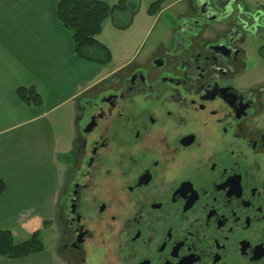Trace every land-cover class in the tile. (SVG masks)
<instances>
[{"label":"flooded vegetation","instance_id":"flooded-vegetation-1","mask_svg":"<svg viewBox=\"0 0 264 264\" xmlns=\"http://www.w3.org/2000/svg\"><path fill=\"white\" fill-rule=\"evenodd\" d=\"M186 5L78 98L50 225L64 264H264V81L245 78L264 15Z\"/></svg>","mask_w":264,"mask_h":264},{"label":"crops","instance_id":"crops-1","mask_svg":"<svg viewBox=\"0 0 264 264\" xmlns=\"http://www.w3.org/2000/svg\"><path fill=\"white\" fill-rule=\"evenodd\" d=\"M56 2L0 0V228L13 238L28 239L32 228L54 221L61 202L58 153L64 169L78 98L129 62L107 70L76 57ZM29 85L39 91L41 106L17 97L16 88ZM57 123L66 129L63 141ZM38 255L0 257V264H43L44 255Z\"/></svg>","mask_w":264,"mask_h":264},{"label":"trees","instance_id":"trees-1","mask_svg":"<svg viewBox=\"0 0 264 264\" xmlns=\"http://www.w3.org/2000/svg\"><path fill=\"white\" fill-rule=\"evenodd\" d=\"M140 0H118L109 5L101 0H57L55 5L56 17L61 26L68 30L72 37L73 54L81 59L100 66L108 65L112 60L109 48L97 40L103 21L112 16L132 15L139 9ZM164 0H151L146 13L157 15ZM126 22L124 25L131 23ZM17 97L28 106H41L42 98L35 86H19L15 90ZM1 191V188H0ZM28 229L32 226L27 224ZM44 249L41 239V227L31 229L28 239L15 243L13 233L0 228V257L6 259H20L42 252Z\"/></svg>","mask_w":264,"mask_h":264},{"label":"rangeland","instance_id":"rangeland-1","mask_svg":"<svg viewBox=\"0 0 264 264\" xmlns=\"http://www.w3.org/2000/svg\"><path fill=\"white\" fill-rule=\"evenodd\" d=\"M101 1L107 2L109 5H113L117 3L118 0ZM150 1L151 0H140L139 9L132 15L131 18L127 17V15H118L114 18L109 16L103 21L101 31L97 34L96 38L98 41L106 45L111 51L112 60L105 66L107 70L119 66L126 60L130 61L134 57L141 55L148 40L161 35L164 31L166 24L169 23L171 18L169 16H171V14L178 8L182 10L187 6L186 0H164L161 11L157 15L151 16L146 13V8ZM239 2L243 4L246 13L255 17L257 14L260 16L264 15V0H239ZM129 19H131V23L124 25L126 22L130 21ZM252 34L253 35H250V39L252 40H250L248 45L252 55L250 56L251 59L248 61V69L245 75L247 84H257L264 81V59H261L259 53H257L258 47L261 44H264V42L259 41V39H254V35L257 34V32L252 31ZM55 128L56 132H58L63 141L66 137L65 127L57 123ZM59 155L60 154L58 153L57 164L60 185L62 186L64 169H62V157ZM26 239L27 237L17 235L15 236L14 241L15 243H19ZM41 239L43 241L44 249L38 254L44 255L43 258H41L42 263L60 264V258L56 253L55 242L50 226H42Z\"/></svg>","mask_w":264,"mask_h":264},{"label":"water","instance_id":"water-1","mask_svg":"<svg viewBox=\"0 0 264 264\" xmlns=\"http://www.w3.org/2000/svg\"><path fill=\"white\" fill-rule=\"evenodd\" d=\"M247 27H248V25H247ZM249 28V27H248Z\"/></svg>","mask_w":264,"mask_h":264}]
</instances>
